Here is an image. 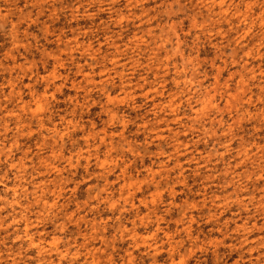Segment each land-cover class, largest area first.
I'll list each match as a JSON object with an SVG mask.
<instances>
[{
  "label": "rangeland",
  "instance_id": "obj_1",
  "mask_svg": "<svg viewBox=\"0 0 264 264\" xmlns=\"http://www.w3.org/2000/svg\"><path fill=\"white\" fill-rule=\"evenodd\" d=\"M134 2L136 9L133 12L137 21L141 19L139 11H142L146 24H159L158 28L147 33L149 39L160 41L159 47L153 49L139 32L129 37L128 43L123 45V52L120 44L112 43L111 39L107 45L99 47L95 40L88 39L95 30L86 29L91 27L89 23L103 17H119L117 27L122 24L134 26L133 17L124 14L126 9L121 11L119 8L125 0H115L113 5H109L107 0H62V8L58 10L54 23L49 21L45 25L40 24L43 13L37 14L38 2L32 5V0H0V20L3 21L0 24V58L11 46L9 27L19 30L12 33L17 40L34 38L39 41L35 47L21 44L15 50L19 55L9 52L0 64V116L13 122H23L20 112L31 110L33 117L43 113L45 105L40 99L43 94L45 100L51 99L61 119L74 126V132H69L56 120H51V127L41 120L40 128L47 131L54 146L57 137L64 141L70 135L88 130L83 123L85 120L93 130L82 137L88 152L75 158L74 164L68 161L75 176L89 172L91 179L86 178L84 183L77 182L75 178L64 179L67 173L60 162L65 152L63 149L57 152L54 147L49 159L40 160L44 171L40 174L42 183L35 185L37 191L33 192L29 186L26 195L31 193V196H27L25 201L15 199L12 207H19L8 219L25 233L31 244L29 255L38 252L44 257L50 250H55L61 264H115L117 253L123 264H176L177 259L180 264H221L219 254H224L222 249L230 239L222 229L242 223L240 219L234 220L237 214L231 213V209L247 204L242 197H233L239 196L241 191L246 194L248 188L242 185L237 192H232L235 184L228 183L227 188L221 189L224 192L221 195L216 190L220 185L213 182V177L206 176L205 169L199 165L211 161L208 169L215 171L233 152V147L225 145L227 151L217 164L212 155L201 151V145L206 147L211 137L201 139L196 136L195 141H191L189 137L195 133V127L183 125L184 131H179L174 125L183 124V121L165 118L163 121L162 117L164 113L175 115L180 112L178 99L183 93L178 90L185 84L198 83L205 94L197 101L199 112H193L195 123L209 112L216 111L224 116L219 124L227 126L229 133L235 127L230 122L226 124L230 116L236 125L256 121L264 124V111H253L264 105V38L258 43H249L250 40L255 41V22L246 32L237 30L247 24V17L235 11L239 5L233 4L232 0H180L179 11L161 13L166 18L162 23L161 16L153 15V11L159 12L160 9L151 7L160 0ZM82 4L88 8V13L80 7ZM23 7L24 13L20 11ZM165 7L171 9L175 5L167 0ZM29 11L32 13L25 16ZM72 25L77 27L72 28ZM127 31L124 28L118 33L121 40ZM42 34L47 37L46 41L40 40L38 35ZM133 45L136 51L142 47L148 51L140 52L138 59L130 58L129 64H125L124 57L132 51ZM105 47H109L108 52H105ZM240 55L244 60L239 59ZM177 59L179 64L174 63ZM145 60L147 63H142ZM145 68L148 71L137 79L138 73ZM153 72L155 80L152 79ZM171 75H191L193 79L183 82L169 80ZM157 80L160 84L152 90ZM48 83L54 90L53 87H42ZM172 85L176 91L172 90ZM145 108H149L145 115H137ZM97 109L111 117L108 127L101 128L95 121L87 119ZM65 113L70 115L65 116ZM77 113L81 124L72 119ZM116 127L122 129L119 134L109 131V128ZM24 128L29 129L31 125L25 123ZM36 135L32 130L26 138L31 140ZM49 135L42 137L45 143L39 146L41 150L47 147ZM23 139L25 137H21V144ZM119 139L127 144V158L117 156V149L109 143ZM141 148L144 150L140 151ZM257 148L264 152V146L252 144V151ZM240 151L249 152L243 141ZM89 152L94 155H89ZM22 155L28 153L23 152ZM25 163V160H20L21 166ZM230 170L227 168L223 176L234 175ZM252 179L249 176L250 182ZM256 182L264 183V177H257ZM18 192L19 189L9 184L7 192L0 191V195L12 199ZM33 196L35 200L29 204L27 201ZM256 211L259 220L256 226L249 228L245 225L250 236L264 235L261 227L264 219H260L264 218V207ZM182 235L186 239L177 243V238ZM31 238L35 244L31 243ZM65 238L71 241L70 248L64 247ZM109 243H112L109 251L101 247ZM157 244L158 247L155 246ZM184 248L188 249L186 253Z\"/></svg>",
  "mask_w": 264,
  "mask_h": 264
},
{
  "label": "clouds",
  "instance_id": "obj_2",
  "mask_svg": "<svg viewBox=\"0 0 264 264\" xmlns=\"http://www.w3.org/2000/svg\"><path fill=\"white\" fill-rule=\"evenodd\" d=\"M37 2L40 5L39 8H36L38 10L37 14L41 12L43 13L40 18V24L45 25L49 23V21L54 23L58 10L62 8L60 7L62 0H32V5ZM170 2L172 5H175V7L167 9L165 7L167 0H160V3L158 4L154 3L151 6L152 9H160V11H153V15L161 16V13L168 10H180V0H170ZM107 3L109 5H113L115 4V0H107ZM232 3L239 5V7L235 10L236 12H239L242 16L247 17V24L243 27H238L237 30L241 33L246 32L248 31L249 26L253 25V22H255L253 33L255 41L250 40L249 43L260 42V40L264 38V0H232ZM32 5L29 7H32ZM80 7L84 8L85 13H88V8H86L83 4ZM119 8L121 11L126 9L124 14L133 17L134 26L122 24L120 27H117L115 25L119 21V17H103L89 23L91 27L86 29H95L92 31V35L88 37L89 40H95L97 47H99L101 44L107 45L108 40L111 39L112 43L120 44V51L123 52V45L128 43L129 37H132L135 32H139L145 37L146 42L150 44L153 49L159 47L160 41H153L147 36V33L152 28H158L159 24H146L144 14L139 10L137 11H139L141 19L137 21L135 19L136 13L133 12V9H136V3L134 0H125V3L120 4ZM20 11L24 13V7L21 8ZM76 11L78 12L79 9H76ZM30 12L32 13V11H29L24 15L27 16ZM165 19V17L161 16L160 22H164ZM17 22L19 23V21ZM2 23L3 21L0 20V24ZM8 23L10 24L11 22L9 21ZM75 27L77 26L72 25V28ZM124 28H127L128 31L124 36V39L121 40L118 33L123 31ZM105 29H108V31H105ZM13 31L19 32V30L9 27L11 46L4 53L3 57L0 58V64L3 63L5 56L9 52L19 55V52L15 50L18 49L21 44L25 46L32 45L34 47L39 45V41L34 38H22L17 40L16 37L12 35ZM156 35H159V33H156ZM38 36L40 37V40H47V37L43 34ZM174 40L175 37H173V41ZM174 46L175 43L172 44V47ZM108 51L109 47H105V52ZM147 51L148 49L143 47L139 51H136L135 46L133 45L132 51H129L128 55L124 57V63L129 64L130 58L138 59L140 52ZM163 54L164 53H162V55ZM239 59L244 60V57L240 55ZM244 62L247 63L246 60ZM142 63H147V60ZM174 63L179 64L180 60L177 59ZM107 67L108 65L105 64V68ZM147 71V68L140 71L137 79L139 76H143ZM161 75H163V73H161ZM155 78L156 74L153 72L152 79L155 80ZM168 79H179L183 82L185 79L191 80L193 77L191 75H182L180 77L171 75ZM196 79L198 80V78ZM159 84L160 81L157 80L152 90H156ZM55 86L60 87L63 85ZM42 87L48 88L53 87V85L48 83L46 85H42ZM84 87L87 88L88 85L85 84ZM172 90H177L175 85H172ZM178 91L183 93L182 98L178 99V103L181 106L180 112L175 115L171 113H164L162 118L168 119L169 121L177 119L183 121V124L174 125V127H176L179 131H184L183 125L195 127V133L189 137V140L191 141H195L196 136H200L201 139L211 137V142L208 143L206 147L201 145V151H207L210 155H212L217 164L220 163L219 158L227 151L225 145H232L233 152L227 156L224 163L220 164V167L215 171L208 169V164L211 163V161H205V163L200 164L199 166L205 169L206 176L213 177V182L216 185H220V188L216 190L220 192L221 195H224V192L221 191V189H223L230 182L235 184V187L232 189L233 192H237L238 189H241L242 185L248 188V192L246 194L241 191L239 196L233 197V199L242 197L243 200L247 201V204L244 207H234L231 209V213L237 214L234 219H240L242 223L233 224L222 229V232L226 233L230 239L227 240L224 248L222 249L224 254H219L218 259L221 261V264H264V235L257 233L250 236L248 231L244 230L246 224L249 228H254L256 226L259 222L256 210L264 207V183L256 182L257 177H264V152H262L260 148H257L255 151L251 150V146L254 143H259L264 146V124H260L259 121H256L243 126L236 125L235 119L230 116L228 117L226 124L230 122L232 125H235V127L231 133H229V128L227 126L221 127L219 124L220 120H224V116L216 111L209 112L206 116L201 117L200 122L195 123L193 112H199L200 106L197 104V101L201 100L205 93L201 91L198 83L185 84ZM48 95L50 96L51 94L48 93ZM40 99L45 105V111L43 113H37L35 117L31 115V110H29L28 113H19V115L24 118L23 122H13L12 120H6L3 116H0V191L6 193L9 184L19 189L18 193L13 194L12 199H9L7 195H0V232L3 233L0 235V264H45V262H47V264H61L60 259L55 255V250H50L48 255L44 257H41L38 252L29 255L28 253L31 248V244L28 242L25 233L18 226H14L13 220L8 219V217L12 216L13 213L17 211V207H19H12L15 199L18 198L20 201H25L27 196H31V193H27L26 195L27 188L31 186L33 192H36L37 189L35 185L42 183L40 180V174L44 171V169L40 165L41 159H49L54 147L57 152L63 149L65 157L61 160L60 166L67 173V176L64 177V179L75 178L77 182L80 183H84L86 178L89 180L91 179V173L89 172H82L81 175L75 176L72 170V165L68 163V161L71 160L74 164L75 158L82 153L88 152L82 142V137L88 136L90 132L93 131L91 129V125L87 124V120H85L83 123L88 130L83 131L80 134L70 135L68 139L64 141H60L59 137H57L56 145L54 146L51 142L52 138L47 131L41 130L40 121L43 120L49 127H51V120H56L58 123H62L65 128H68L69 132H74V126H70L68 120L61 119L60 113L55 111V106L52 104L51 99L45 100L43 94H41ZM104 103L105 102L102 100V104ZM144 103H147V101L145 100ZM150 107L151 106H149V108ZM149 108H145L143 113H138L137 115H145L149 111ZM253 111H264V105H262L259 110L253 109ZM6 115L7 114L5 113V116ZM64 115L68 116L70 113H65ZM72 119L75 120L77 124H81L79 113H77L76 116H73ZM87 119L95 121L101 128L108 127L112 122L111 117L106 115L102 109H97V112H94L92 116ZM151 119H156V117H151ZM213 121H215V123ZM25 123L31 125V128L25 129ZM116 123L118 124L119 121H116ZM32 130H34L37 135L34 139H27L26 137L28 136V132ZM109 131L119 134L122 129L119 127L109 128ZM46 135H49V142L47 147L41 150L39 146L45 143L42 137ZM21 137H25L22 144ZM241 141H243L244 146L249 149L248 153H241ZM109 143H112V146L117 149V152L115 153L117 156L126 157L127 144L125 143V140L119 139L114 143L110 140ZM95 146L96 145L94 144L93 147ZM106 149L107 145L105 146V150ZM213 149H215V151H213ZM143 150V148L140 149V151ZM23 152H27L28 155H22ZM88 154L94 155V153L90 152ZM188 158L191 159V156ZM21 159L26 162L23 166L20 165ZM227 168H231L234 175L224 177L223 172ZM94 170L95 169H93V171ZM249 176L253 178L251 182L249 181ZM57 179L60 178L57 177ZM40 194L42 195L43 192L41 191ZM50 198L51 197H49V199ZM34 200L35 197L33 196L32 199L27 202L30 204L33 203ZM10 207L11 211H8ZM240 213L243 215H239ZM230 218L233 217L230 216ZM5 220H7V223H4ZM56 226L58 227V224ZM261 227L264 228V223L261 224ZM9 228H11V231H8ZM238 229L240 231H238ZM181 231L183 230L181 229ZM221 238H223V236H221ZM65 239L66 243L64 247L70 248L72 246L71 241L67 240V238ZM185 239L186 237L182 235L177 238V243L179 240ZM257 241H260V243H257ZM101 247H105L106 251H109L111 249V244L109 243L107 246L101 245ZM183 250L186 253L188 249L184 248ZM233 252H235L234 255L232 254ZM225 257H228V259H225ZM198 258L199 257H197V259ZM104 259H107V257H104ZM81 264H83V262H81ZM115 264H123V260L119 253L116 254ZM176 264H180L179 259L176 260Z\"/></svg>",
  "mask_w": 264,
  "mask_h": 264
},
{
  "label": "bare ground",
  "instance_id": "obj_3",
  "mask_svg": "<svg viewBox=\"0 0 264 264\" xmlns=\"http://www.w3.org/2000/svg\"><path fill=\"white\" fill-rule=\"evenodd\" d=\"M219 5H220V4H219ZM227 5H229V4H227ZM226 7H227V6H226ZM219 13H220V12H219ZM238 13H239V12H238ZM217 14H218V13H217ZM217 14H216V15H217ZM236 14H237V13H236ZM231 16H232V14H231ZM228 18H229V17H228ZM235 19H236V18H235ZM237 19H238V17H237ZM221 20H222V18H221ZM227 21H228V20H227ZM221 35H222V34H221ZM237 35H238V34H237ZM231 38H233V37H231ZM240 39H241V38H240ZM231 40H233V39H230V41H231ZM242 40H243V39H242ZM232 44H233V42H232ZM234 50H236V49H234ZM119 54H120V52H119ZM235 55H236V54H235ZM110 78H111V77H110ZM128 81H129V80H128ZM165 81H166V80H165ZM90 82H92V81H90ZM243 82H244V81H243ZM92 84H94V83L92 82ZM242 86H243V85H242ZM27 105H28V104H27ZM172 106H173V104H172ZM106 109H107V108H106ZM162 119H163V118H162ZM177 120H178V119H177ZM163 121H164V119H163ZM165 121H166V120H165ZM166 122L169 123L168 120H167ZM41 125H42V124H41ZM168 130H169V128H168ZM55 132H56V131H55ZM105 135H106V134H105ZM105 135H104V136H105ZM160 136H161V135H160ZM158 139H159V138H158ZM177 141H178V140H177ZM104 143H106V142H104ZM186 147H187V146H186ZM227 147H228V146H227ZM179 149H180V148H179ZM175 150H176V149H175ZM177 154H178V153H177ZM21 162H22V161H21ZM171 169H172V168H171ZM230 169H231V168H230ZM225 171H226V170H225ZM225 171H224V172H225ZM230 171H231V170H230ZM230 171H229V172H230ZM227 172H228V170H227ZM230 173H231V172H230ZM227 174H229V173H227ZM232 175H233V174H232ZM60 177H61V176H60ZM152 178H153V177H152ZM165 178H166V177H165ZM124 179H125V178H124ZM180 181H181V180H180ZM184 181H185V180H184ZM125 182H126V181H125ZM177 182H178V181H177ZM230 183H231V182H230ZM232 184H233V183H232ZM183 185H184V184H183ZM228 185H229V184H228ZM228 185H227V186H228ZM218 186H219V185H218ZM227 186H226V188H227ZM233 186H234V185H233ZM242 189H243V188H242ZM90 190H91V189H90ZM98 190H99V189H98ZM173 190H174V189H173ZM244 191H245V190H244ZM232 192H233V191H232ZM238 192H240V191H238ZM110 193H111V192H110ZM173 193H174V192H173ZM236 194H237V193H236ZM213 195H214V194H213ZM97 196H98V195H96V197H97ZM222 197H223V196H222ZM220 198H221V197H220ZM103 200H104V199H103ZM218 200H219V198H218ZM226 200H227V199H226ZM229 201H230V200H229ZM237 201H238V200H237ZM237 201H236V202H237ZM223 202H224V201H223ZM215 204H216V203H215ZM218 204H219V203H218ZM219 205L222 206V204H219ZM226 205H227V203H226ZM223 207H224V205H223ZM220 208H221V207H220ZM220 208H219V209H220ZM225 208H226V207H225ZM137 209H138V208H137ZM217 209H218V208H217ZM217 209H216V210H217ZM221 210H222V209H221ZM168 212H169V211H168ZM225 212H226V211H225ZM135 213H136V212H135ZM118 214H119V213H118ZM136 214H137V213H136ZM220 214H221V213H220ZM151 215H152V214H151ZM151 215H150V216H151ZM138 216H139V214H138ZM147 216H148V215H147ZM241 216H242V215H241ZM136 217H137V216H136ZM191 217H192V216H191ZM140 218H142V217L140 216ZM148 218H150V217H148ZM212 218H213V217H212ZM217 218H218V216H217ZM143 219H144V218H143ZM157 220H158V219H157ZM159 220H160V219H159ZM192 220H193V218H192ZM211 220H212V219H211ZM228 220H230V219H227L226 221H228ZM232 220H233V219H232ZM234 220H235V219H234ZM217 221H218V219H217ZM146 222H148V221H146ZM181 222H182V221H181ZM233 222H234V221H233ZM140 223L142 224V221H141ZM156 223H157V222H156ZM193 223H194V222H193ZM193 223H192V224H193ZM216 223H218V222H216ZM141 224H140V225H141ZM143 224H145V223H143ZM226 224H229V222L226 223ZM234 224H236V223H234ZM140 225H139V226H140ZM223 225H224V224H223ZM124 226H125V225H124ZM139 226H138V227H139ZM142 226H143V225H142ZM148 226H150V225H148ZM157 227H158V226H157ZM159 227H160V226H159ZM161 227H162V226H161ZM189 227H190V226H189ZM125 228H126V227H125ZM134 228H135V225H134ZM134 228H133V229H134ZM140 228H141V227H140ZM140 228H139V229L137 228V229L140 230ZM129 229H130V228H129ZM142 229H143V228H142ZM157 230H159V229H157ZM182 230H183V229H182ZM186 230H189V229L187 228ZM186 230H185V231H186ZM191 230H192V229H191ZM220 230H221V228H220ZM244 230H245V228H244ZM154 231H155V230H154ZM163 231H164V230H163ZM218 231H219V230H218ZM238 231H240V230L238 229ZM248 231H249V230H248ZM96 232H97V231H96ZM156 232H157V231H156ZM168 232H169V231H168ZM186 232H187V231H186ZM220 232H221V231H220ZM220 232H219V233H220ZM131 233H132V232H131ZM152 233H153V232H152ZM164 233H165V231H164ZM171 233H172V232H171ZM221 233H222V232H221ZM28 234H29V233H28V231H27V236H28ZM137 234H138V233H137ZM137 234H136V236H137ZM153 234H155V232H154ZM165 234H166V233H165ZM190 234H191V232H190ZM131 235H132V234H131ZM169 235H170V234H169ZM120 236H121V235H120ZM128 236H129V235H128ZM133 236H134V235H133ZM141 236H142V235H141ZM147 236H148V235H147ZM150 236H151L152 238H154L152 235H150ZM225 236H227V234H226ZM142 238L144 239L145 237L142 236ZM147 238H148V237H146V240H147ZM148 239H149V238H148ZM166 239H167V238H166ZM196 239H197V238H196ZM135 240H136V238H135ZM30 241H31V243L35 244V242H34V240H33L32 238L30 239ZM220 241H221V240H220ZM168 242H169V240H168ZM168 242H167V244H168ZM172 242H173V241H172ZM223 242H224V241H223ZM111 244H112V243H111ZM36 245H37V244H36ZM162 245H163V244H162ZM153 246H154V245H153ZM155 246L158 247L159 245L157 244V245H155ZM155 246H154V247H155ZM160 246H161V245H160ZM178 246H179V245H178ZM161 248H162V246H161ZM161 248H160L159 250H161ZM171 248H172V247H171ZM174 248H175V246H174ZM105 249H106V248H105ZM155 249H156V247H155ZM42 250H43V249H42ZM100 250H102V249H100ZM103 251H104V249H103ZM173 251H174V249H173ZM40 252H41V251H40ZM155 253H156V252H155ZM155 253H154V254H155ZM171 253H172V252H171ZM156 254H157V253H156ZM95 255H96V254H95ZM96 256H97V255H96ZM152 257H153V255H152ZM174 262H175V261H174ZM182 264H183V263H182Z\"/></svg>",
  "mask_w": 264,
  "mask_h": 264
}]
</instances>
